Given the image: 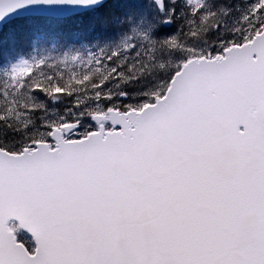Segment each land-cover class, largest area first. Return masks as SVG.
Listing matches in <instances>:
<instances>
[{
  "label": "snow or ice",
  "instance_id": "1",
  "mask_svg": "<svg viewBox=\"0 0 264 264\" xmlns=\"http://www.w3.org/2000/svg\"><path fill=\"white\" fill-rule=\"evenodd\" d=\"M0 264H264V0H0Z\"/></svg>",
  "mask_w": 264,
  "mask_h": 264
},
{
  "label": "trees",
  "instance_id": "2",
  "mask_svg": "<svg viewBox=\"0 0 264 264\" xmlns=\"http://www.w3.org/2000/svg\"><path fill=\"white\" fill-rule=\"evenodd\" d=\"M77 26L74 23H70L67 26V29L65 30V35L68 38H74L72 33L75 31V28ZM31 25L28 21L24 20H18L10 25H8L5 29V36L7 37L8 34L10 33H16L19 35H26L30 31ZM61 107L62 105H58Z\"/></svg>",
  "mask_w": 264,
  "mask_h": 264
},
{
  "label": "rangeland",
  "instance_id": "3",
  "mask_svg": "<svg viewBox=\"0 0 264 264\" xmlns=\"http://www.w3.org/2000/svg\"><path fill=\"white\" fill-rule=\"evenodd\" d=\"M143 2H147V0H143ZM231 2L233 4H236V3H239V4H243L244 3V0H231ZM63 107V105L61 106V108Z\"/></svg>",
  "mask_w": 264,
  "mask_h": 264
}]
</instances>
